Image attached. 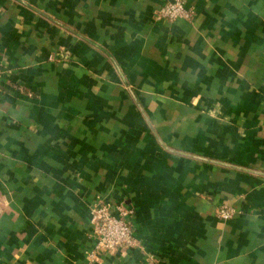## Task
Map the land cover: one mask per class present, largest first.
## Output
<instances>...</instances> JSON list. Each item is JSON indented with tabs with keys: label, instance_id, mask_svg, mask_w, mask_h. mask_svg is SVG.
<instances>
[{
	"label": "crops",
	"instance_id": "obj_1",
	"mask_svg": "<svg viewBox=\"0 0 264 264\" xmlns=\"http://www.w3.org/2000/svg\"><path fill=\"white\" fill-rule=\"evenodd\" d=\"M164 1L0 0V264H264V0Z\"/></svg>",
	"mask_w": 264,
	"mask_h": 264
},
{
	"label": "built area",
	"instance_id": "obj_2",
	"mask_svg": "<svg viewBox=\"0 0 264 264\" xmlns=\"http://www.w3.org/2000/svg\"><path fill=\"white\" fill-rule=\"evenodd\" d=\"M193 10L185 6L182 0H166L155 9V16L159 20L173 21L175 19H191ZM128 212L121 203H114L108 200L102 201L93 208V217H97V223H93L95 245L90 253V263L94 255L111 252L114 249L125 248L136 245L131 228L123 219ZM115 213V214H113ZM217 217L229 219L234 215L231 207H220L217 210Z\"/></svg>",
	"mask_w": 264,
	"mask_h": 264
},
{
	"label": "rangeland",
	"instance_id": "obj_3",
	"mask_svg": "<svg viewBox=\"0 0 264 264\" xmlns=\"http://www.w3.org/2000/svg\"><path fill=\"white\" fill-rule=\"evenodd\" d=\"M154 15H155V9H154ZM155 17V19L156 20H159V19H157L156 18V16H154ZM57 55L55 56H53L52 57V59H54V60H58V59H68V57H69V55H68V51H65L64 49H60V51H58L57 53H56ZM49 58H51V57H49ZM102 201H106V198H100V199H98L97 201H95L90 207H89V223H90V229H91V233H92V236H93V247L91 248V250L90 251H88V253H87V255H88V258L90 257V253L93 251V249H94V245H95V236H94V230H93V223L94 222H96L97 223V220H98V218L97 217H93V208L95 207V206H97V205H99ZM109 201V200H108ZM111 202V201H110ZM124 206V205H123ZM125 207V209H127L128 210V212H127V214L126 215H124L123 216V219H124V221L126 222V224H128L129 225V227L131 228V232H132V235H133V227H132V221H131V217H132V213H133V210L131 209V208H128V207H126V206H124ZM113 214H115V213H113ZM217 214V213H216ZM220 219V218H219ZM220 220H226V219H220ZM133 237H134V235H133ZM134 239L136 240V245H134V246H129V247H123V248H118V249H114V250H112L111 252H106V253H113V252H115V251H123V250H127V249H129V248H134V247H140V244L138 243V241H137V239L134 237ZM103 254H105V253H101L99 256L97 255H94L93 256V258H95L94 260H91L92 261V263H90V258H89V263L90 264H93V263H95L98 259H99V257L101 256V255H103Z\"/></svg>",
	"mask_w": 264,
	"mask_h": 264
}]
</instances>
